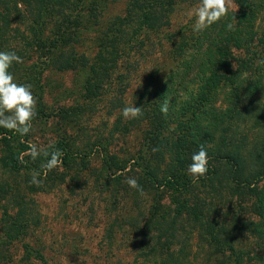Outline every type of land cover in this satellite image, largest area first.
I'll list each match as a JSON object with an SVG mask.
<instances>
[{"label": "rangeland", "instance_id": "rangeland-1", "mask_svg": "<svg viewBox=\"0 0 264 264\" xmlns=\"http://www.w3.org/2000/svg\"><path fill=\"white\" fill-rule=\"evenodd\" d=\"M128 2L110 0L102 3L107 9L100 13L99 24L92 27L91 32H83L79 43L73 46L76 55H83L87 60L84 69L59 72L50 67L41 71L43 67L32 60L21 65L14 76L16 83L32 86L37 115L27 135L14 132L9 144L0 142V254L8 261L20 257L27 259L30 252L25 245H31L39 249L50 264H67V261L68 264L161 263L146 248L151 243L150 238L157 235L153 227L157 225L159 215L162 212L173 215L175 206L170 201L171 192L161 190L156 195L146 179L141 194L130 188L126 180L144 176L142 168L135 164L136 160L146 169L150 166L157 178L162 179L168 174L171 162L173 164V159H169V139L176 130L184 105L198 95L201 76L207 69L195 68L180 82L189 72L188 62H172L168 52L180 35L203 39L215 24L201 33L195 32V17L190 13L199 0L180 4L168 27L147 32L128 46L121 45L126 53L118 59L113 70L112 46L129 39L135 27L133 18L121 40L102 51L96 69L107 76H101L99 88L94 81L87 85L86 95L91 98H86L84 82L88 67L98 53L102 34L116 17L125 14ZM236 13L237 8L230 7L228 15L216 23L218 37H224L226 31L233 32L234 27L229 30L227 25L235 24L229 16ZM53 24L49 21L47 29ZM115 34L112 32L111 35ZM174 34L177 35L174 39L168 38ZM28 36V33L16 31L3 46L10 47L19 56L28 51L25 46ZM54 38V35L45 37V42ZM53 45L54 59L67 49L60 41ZM0 51H5L2 45ZM252 58L256 61L250 75L241 78V82L243 87L258 84L259 91L244 100L242 116L234 127L235 145L245 149L244 160L251 163L255 158L252 157L254 149L264 138V59H259V55ZM14 70L11 66L9 72L13 75ZM37 77L39 81L35 83L33 80ZM165 96L170 101L168 114L165 116L157 109L156 119L147 115L150 120L154 119L153 124L147 120L135 122L122 115V109L129 104L144 107L146 112L149 110L146 103H158ZM217 98L221 100L222 94L218 93ZM172 100L174 103L171 104ZM94 102L97 105L92 110ZM157 131L162 135L158 138L160 144L155 146L154 137L149 138ZM33 144L42 150L51 151L53 147L61 150V159L66 153L73 157L68 164L64 165L62 161L58 168L49 171L42 167L46 158H31L29 149ZM10 153H21L20 160L31 165L30 169L17 172L6 169L3 162ZM107 155L114 158L109 161L110 168L103 160ZM208 160L206 175L194 180L192 186L204 205L203 211L227 231L222 235L227 242L226 248L233 244L236 252L244 253L247 264H263L257 257L264 249V236L258 235L264 231V218L253 205L252 192L227 181L223 167L221 174H217L214 159ZM122 167L127 169L121 171ZM34 171L40 173L39 184L31 183ZM260 188L264 191V183ZM14 221L16 224H12ZM180 224L172 258L183 259L185 264H218L212 255L214 248L209 247L201 229L185 226V221ZM257 243H261V248ZM225 257V264H231L235 253L227 251ZM38 263L36 259L31 260V264Z\"/></svg>", "mask_w": 264, "mask_h": 264}, {"label": "trees", "instance_id": "trees-1", "mask_svg": "<svg viewBox=\"0 0 264 264\" xmlns=\"http://www.w3.org/2000/svg\"><path fill=\"white\" fill-rule=\"evenodd\" d=\"M107 1L110 0H0V45L5 51L14 52L10 47L3 46L9 41L11 33L21 31L29 34V41L25 44L28 51L19 55L23 63L12 65L15 69L13 77L17 75L16 72L21 69V65L32 60L43 67L41 71L50 67L59 72L84 69L87 66L85 65L87 60L83 55L77 56L73 46L79 43L83 32H91L92 27L99 24L100 13L107 9V6L104 7L103 4ZM194 1L129 0L125 14L122 17H116L112 26L102 34L104 36L101 38L98 53L93 64L87 70L84 95L88 94L87 85L94 81L97 82L99 88L101 76H107V74H103L104 72L96 69L101 53L109 45L121 40L125 28L133 18L135 27L131 30L132 34L128 37L129 39L118 46H116L117 43L112 46L113 56H115L111 67L113 70L116 68L118 59L126 53L125 48H122L121 45L131 44L141 35H146L147 32H155L168 27L170 18L178 5L190 4ZM234 4L238 6L236 7L237 13L233 15L235 20L232 15L229 16V19L235 23L233 32L226 31L224 37H218L219 34L215 32V23L203 39L195 38L194 35L189 38L187 37L189 35H180L176 42L171 41L173 48L170 53L168 52L171 61L187 60L188 62L189 72L182 76L180 82L185 80L190 71L195 68L207 69L202 76L200 75L202 84L198 89V95L191 97L190 101L184 105L176 130L169 139V159L171 161L173 159V164L171 162L168 174L162 179L157 178L150 171V166L146 169L139 160L135 162L142 168L141 173L144 174L136 179L140 187L143 188V181L147 179L146 182H149L150 188L156 191V195L161 190V192H171L170 201L175 206L173 215H166L165 212L159 215L160 219L153 227V231L157 235L150 238L151 243L149 242L150 244L146 248V251L149 250L152 253L153 258L161 260L160 264H185L183 259L174 260L172 258L175 252L173 248L176 244L177 231L183 221H185L183 224L185 226L192 225L195 229H201L209 247L214 248L212 255L217 259L218 264H225L227 251L235 253L231 264H247L244 253L236 252L233 244L229 248L225 247L227 242L222 235H226L227 231L218 226L217 222H213L209 213L203 211L204 205L192 187L194 179L190 178L187 168L191 163L192 154L198 151L201 144L205 146L208 158H213L217 164V166L214 165L217 174H221L220 170L223 167L227 181L239 187L249 188L252 192L253 205L258 215L262 219L264 218V191L260 188L264 183V138L254 149L252 157L255 156V158L252 159V163L244 160L245 149L235 145L234 142V127L242 116L243 102L247 98H252L259 91L258 84L243 87L241 78L250 75L256 61L252 56L259 55V59H264V24H261V21L264 20V0H234ZM49 21H53L54 24L48 30ZM112 32L116 33L115 36L111 35ZM53 35L56 39H51L46 43L45 37H53ZM176 36L174 34L168 38L172 40ZM59 41L67 49L61 56L54 59L55 46L53 44ZM70 48L73 49L70 50ZM33 81L38 83V77ZM170 93L171 91L168 92V94ZM218 93L222 94L221 100L217 98ZM87 97L91 98L86 95ZM166 97H163L158 103H146L149 110L145 112L143 107L142 117L133 120L135 122L147 120L153 124V120L157 118L155 113L157 109H160ZM172 103H174L173 100ZM96 105L97 102H94L91 109H95ZM79 108L80 106L76 109ZM147 115L154 116V119L150 120ZM160 135H162L161 132L156 135L153 133L149 140L153 136L152 141L156 146L159 143ZM13 137V131L0 128V142L9 144V140ZM20 154L10 153L4 159V167L15 172L29 170L31 165L20 160ZM72 157L71 154L66 153L62 159L63 164H68ZM112 159L114 158L111 155H107L103 159L107 168H110L109 161ZM126 169V167H122L121 171ZM155 206L166 208L160 204ZM18 220L19 218L15 221ZM15 221L12 224H16ZM258 235L262 238L264 231L258 232ZM257 245L261 248V243H257ZM5 246V244L2 245L3 248ZM25 247L30 252L27 259L20 257L8 261L1 253L0 264H22L23 260H25V264H31L32 259H36L38 264H50L39 249L31 245H25ZM260 253L263 254L257 257L258 261L264 264V249ZM164 257L166 259H163ZM226 264L228 263L226 262Z\"/></svg>", "mask_w": 264, "mask_h": 264}, {"label": "clouds", "instance_id": "clouds-1", "mask_svg": "<svg viewBox=\"0 0 264 264\" xmlns=\"http://www.w3.org/2000/svg\"><path fill=\"white\" fill-rule=\"evenodd\" d=\"M230 7L238 6L234 4V0H199V4L190 13V15L195 17L193 30L201 33L211 25L218 23L228 15ZM233 20H235L234 16ZM227 27L231 30L234 25L229 23ZM14 63H23V60L15 52L0 51V128L24 136L32 129V121L37 115V100L32 93L30 84H18L15 82L13 75L9 72L10 67ZM169 104L170 101L165 100L160 107L161 113L165 116L168 114ZM122 115L125 119L139 118L143 115L142 107L129 104V106L122 109ZM29 154L33 160L41 156L46 158V162L42 167L49 171L58 168L62 164L61 157L63 152L54 147L49 151L47 149L42 150L33 144L29 149ZM208 162L207 150L201 144L198 151L191 156V163L187 168L188 174L194 180L205 176L208 171ZM39 175V172H33L32 184L40 183L37 179ZM126 183L130 188L137 190L141 194L143 193L142 188L134 177H129Z\"/></svg>", "mask_w": 264, "mask_h": 264}]
</instances>
